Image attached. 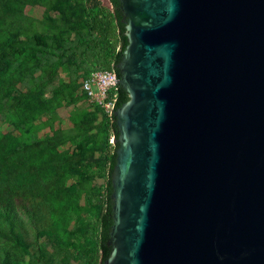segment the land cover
<instances>
[{"label":"water","instance_id":"water-1","mask_svg":"<svg viewBox=\"0 0 264 264\" xmlns=\"http://www.w3.org/2000/svg\"><path fill=\"white\" fill-rule=\"evenodd\" d=\"M117 1L101 264H264V0Z\"/></svg>","mask_w":264,"mask_h":264},{"label":"rangeland","instance_id":"rangeland-1","mask_svg":"<svg viewBox=\"0 0 264 264\" xmlns=\"http://www.w3.org/2000/svg\"><path fill=\"white\" fill-rule=\"evenodd\" d=\"M89 20L85 0H0V52L11 54L0 73V186L12 205L0 214V264L25 263L41 249L54 264L98 259L109 117L81 91L90 66L57 55L65 43L89 40ZM10 36L41 46L48 39L47 58L27 60L37 50H20Z\"/></svg>","mask_w":264,"mask_h":264},{"label":"trees","instance_id":"trees-1","mask_svg":"<svg viewBox=\"0 0 264 264\" xmlns=\"http://www.w3.org/2000/svg\"><path fill=\"white\" fill-rule=\"evenodd\" d=\"M111 11L101 6L99 0H85V8L90 13L89 20V40H79L65 43L57 51V55L66 56L69 59L76 60L81 64H88L90 71L96 69L113 71L117 78L119 76L115 69L116 64L120 61L121 53L126 45L124 36L125 24L122 22L123 17L119 9L117 0H109ZM8 42H14L21 49H36V55L27 56V60L31 62L40 61L39 59L47 58L46 50L49 46V40L44 39V45L41 46L34 36H10ZM7 47H3L0 52V73L5 71V61L11 59V54L6 53ZM41 53V54H40ZM41 62V61H40ZM13 65L9 66L10 70ZM87 74V75H88ZM84 77V79L87 77ZM83 93V92H82ZM84 95V93H83ZM85 97V95H84ZM128 96L124 90L117 86V98L114 105L116 110L122 103L127 101ZM97 108V107H95ZM99 109V108H97ZM100 110V109H99ZM109 117V127L106 136V146L104 149V158L102 160V170L105 184L102 193L96 198L98 213V232L96 235V246L98 251V259L87 260L85 264H101L108 256L110 247L108 246L109 232L112 224V200L111 195V174L115 163V144H109V138L112 140L117 138V127L113 114ZM7 152L0 150V180L3 176V162ZM11 201L7 198L0 186V214L3 211L11 209ZM15 234V232H13ZM18 235L15 234V237ZM43 254L44 257L40 255ZM48 253L41 250H33L25 263L16 264H54L55 260H48Z\"/></svg>","mask_w":264,"mask_h":264},{"label":"built area","instance_id":"built-area-1","mask_svg":"<svg viewBox=\"0 0 264 264\" xmlns=\"http://www.w3.org/2000/svg\"><path fill=\"white\" fill-rule=\"evenodd\" d=\"M81 91L93 107L99 108L111 116L117 98V89L113 71L96 69L91 71L80 83Z\"/></svg>","mask_w":264,"mask_h":264}]
</instances>
